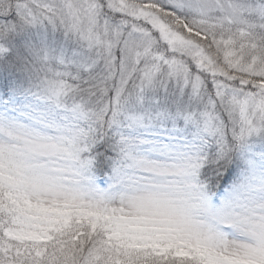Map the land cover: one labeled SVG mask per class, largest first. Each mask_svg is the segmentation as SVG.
<instances>
[{"label":"snow or ice","instance_id":"snow-or-ice-1","mask_svg":"<svg viewBox=\"0 0 264 264\" xmlns=\"http://www.w3.org/2000/svg\"><path fill=\"white\" fill-rule=\"evenodd\" d=\"M0 264H264V0H0Z\"/></svg>","mask_w":264,"mask_h":264}]
</instances>
